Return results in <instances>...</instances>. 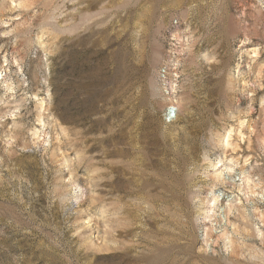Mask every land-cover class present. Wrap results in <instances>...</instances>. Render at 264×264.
Here are the masks:
<instances>
[{
	"label": "rangeland",
	"instance_id": "374dc122",
	"mask_svg": "<svg viewBox=\"0 0 264 264\" xmlns=\"http://www.w3.org/2000/svg\"><path fill=\"white\" fill-rule=\"evenodd\" d=\"M0 264H264V0H0Z\"/></svg>",
	"mask_w": 264,
	"mask_h": 264
}]
</instances>
